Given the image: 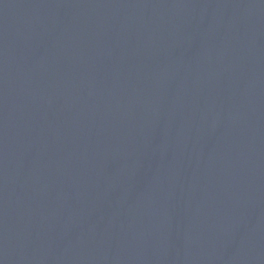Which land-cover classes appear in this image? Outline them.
<instances>
[{
	"label": "water",
	"instance_id": "1",
	"mask_svg": "<svg viewBox=\"0 0 264 264\" xmlns=\"http://www.w3.org/2000/svg\"><path fill=\"white\" fill-rule=\"evenodd\" d=\"M0 264H264V0H0Z\"/></svg>",
	"mask_w": 264,
	"mask_h": 264
}]
</instances>
